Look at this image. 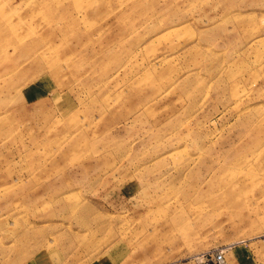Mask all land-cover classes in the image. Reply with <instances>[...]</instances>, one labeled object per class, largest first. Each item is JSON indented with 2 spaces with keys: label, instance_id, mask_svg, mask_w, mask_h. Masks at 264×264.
<instances>
[{
  "label": "rangeland",
  "instance_id": "1",
  "mask_svg": "<svg viewBox=\"0 0 264 264\" xmlns=\"http://www.w3.org/2000/svg\"><path fill=\"white\" fill-rule=\"evenodd\" d=\"M217 249L264 264V0H0V264Z\"/></svg>",
  "mask_w": 264,
  "mask_h": 264
},
{
  "label": "built area",
  "instance_id": "2",
  "mask_svg": "<svg viewBox=\"0 0 264 264\" xmlns=\"http://www.w3.org/2000/svg\"><path fill=\"white\" fill-rule=\"evenodd\" d=\"M207 261V264H226L224 251L217 250L213 255H211V259Z\"/></svg>",
  "mask_w": 264,
  "mask_h": 264
},
{
  "label": "bare ground",
  "instance_id": "3",
  "mask_svg": "<svg viewBox=\"0 0 264 264\" xmlns=\"http://www.w3.org/2000/svg\"><path fill=\"white\" fill-rule=\"evenodd\" d=\"M78 9V8H77ZM40 41H43V38L42 39H40ZM40 50V48L39 49H31V50H28L27 51V54H30V55H32V54H36L38 51ZM218 250V249H217ZM213 255V254H212ZM226 255V254H225Z\"/></svg>",
  "mask_w": 264,
  "mask_h": 264
}]
</instances>
